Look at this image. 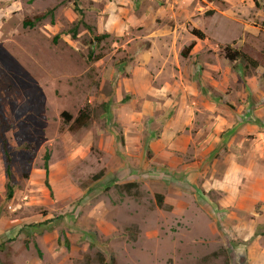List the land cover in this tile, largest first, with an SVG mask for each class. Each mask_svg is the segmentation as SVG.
<instances>
[{
    "label": "rangeland",
    "instance_id": "1",
    "mask_svg": "<svg viewBox=\"0 0 264 264\" xmlns=\"http://www.w3.org/2000/svg\"><path fill=\"white\" fill-rule=\"evenodd\" d=\"M263 66L264 0H0V264H264Z\"/></svg>",
    "mask_w": 264,
    "mask_h": 264
},
{
    "label": "trees",
    "instance_id": "2",
    "mask_svg": "<svg viewBox=\"0 0 264 264\" xmlns=\"http://www.w3.org/2000/svg\"><path fill=\"white\" fill-rule=\"evenodd\" d=\"M32 1V0H30ZM74 11L78 14L79 16V19H78V22L74 25L73 27V36L75 35L76 33V30H77V27L79 24H81L82 26H86L88 28L87 25H85L82 21V11L76 6L74 5ZM43 18V16H40V17H37L35 20L36 21H39ZM23 25H28L27 22H24ZM30 25V24H29ZM194 35L196 37H198L199 39H204V34L200 31H195ZM101 39V37H95V40L96 42H99ZM190 47H188L187 49L181 51V55L182 57H185L187 55V52L189 50ZM223 52H224V57L225 59H227L229 62H236L237 60L241 59L242 61L245 62L246 64V67L248 68H252V69H256L258 67V63L253 60L252 58H250L249 56H247L245 53L241 52V51H238V50H235V49H232L230 46H225L223 48ZM264 67V66H263ZM263 78H264V73H263ZM87 119V115L85 114H80V116L75 120V124H77L78 126H83L85 124V120ZM0 123H4L3 122V118H2V114H1V111H0ZM22 148H24L25 150H27L28 152H31L30 150V147L29 145H23ZM3 157H4V162H5V174H6V177L8 180L11 179V173H10V156H9V153H8V150H7V146L5 144V142H3ZM47 158H48V155L45 154L44 155V162H43V170H44V177H45V186L48 190H50V186H49V183H48V165H47ZM137 187V185L135 184H129V185H126V187ZM6 191H7V198L10 199L12 196V187L11 185L7 184L6 185ZM102 260V259H101ZM106 264H115L114 262V259H110V262L109 263H106Z\"/></svg>",
    "mask_w": 264,
    "mask_h": 264
},
{
    "label": "crops",
    "instance_id": "3",
    "mask_svg": "<svg viewBox=\"0 0 264 264\" xmlns=\"http://www.w3.org/2000/svg\"><path fill=\"white\" fill-rule=\"evenodd\" d=\"M239 133V132H238ZM240 134H241V132H240Z\"/></svg>",
    "mask_w": 264,
    "mask_h": 264
}]
</instances>
